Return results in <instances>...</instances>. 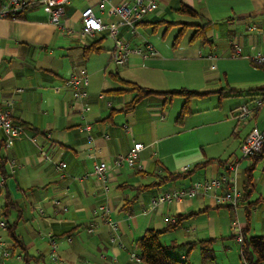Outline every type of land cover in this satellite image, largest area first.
Returning a JSON list of instances; mask_svg holds the SVG:
<instances>
[{"label": "crops", "instance_id": "crops-1", "mask_svg": "<svg viewBox=\"0 0 264 264\" xmlns=\"http://www.w3.org/2000/svg\"><path fill=\"white\" fill-rule=\"evenodd\" d=\"M157 2L159 9L143 17L136 34L138 28L147 30L160 23L182 22L164 19V14L177 11L182 2L198 12L195 21L207 24L209 41L204 44L209 46L208 53L204 56L201 47L188 43L171 46L172 53L166 55L155 47L157 54L148 58L130 54L123 66L131 76L110 73L116 82L117 75L154 91L187 88L180 75L201 73V62L215 59L220 48L222 55L243 59L255 51L264 52V0ZM87 6L104 23L117 20L100 11L97 0H69L58 26L49 22L42 5L25 9L21 18L0 19V107L3 100L12 97V120L28 125L26 137L14 140L11 147L0 148V220L15 221V234L28 254L42 256L46 264H143L131 258L132 253L137 255L135 239L148 228L164 227L165 217L182 214V222L170 230L184 228L182 239L173 237L165 242L159 236L163 245L181 244L170 248V254L190 264H202L200 251L204 246L210 249L215 264H244L233 223L244 229L246 236H264V206L255 205L248 216L245 212L248 203L264 197V164L257 179L253 178L255 163L264 160V152L258 159L247 158L251 163L239 167L238 187L243 192L249 178L251 191L236 208L216 206L211 197L201 194L150 208L151 200L164 191L225 172L226 167L212 162L197 170L203 171L201 177L189 176L179 184L166 183V187L153 186L137 195L130 213L120 210L125 190L133 192L124 188L126 184L142 185L144 176L154 177L160 169L179 171L212 158L223 160L225 165L234 159H222L206 151L192 127L180 128L184 123V119L177 121L180 112L174 120L169 117L165 106L174 95L148 96L131 110L123 111L122 105L133 92L111 90L128 86L109 84L106 90L96 92L107 81L105 77H94L101 69L105 71L110 55L97 68H90L92 55H83L79 13ZM119 29L132 45L143 39L130 35L122 25ZM105 36L108 37L106 31H100L93 38ZM237 45L239 53L235 54ZM71 75L87 78V95L82 99L75 98L63 84ZM18 88L21 91L15 93ZM259 115L260 112L250 119L251 127H264V116L259 121ZM4 137L0 130V140ZM137 142L142 147L135 166H116L114 158L128 153ZM58 162L66 163L63 170L57 168ZM98 162L108 167L106 191L93 173V164ZM8 203L12 205L5 208ZM100 205L109 209L108 218L115 223V230L100 215ZM6 227L0 226V264H25L18 252H8L12 239ZM47 259L51 262L47 263Z\"/></svg>", "mask_w": 264, "mask_h": 264}, {"label": "built area", "instance_id": "built-area-1", "mask_svg": "<svg viewBox=\"0 0 264 264\" xmlns=\"http://www.w3.org/2000/svg\"><path fill=\"white\" fill-rule=\"evenodd\" d=\"M69 0H0V19L13 18L19 15L27 8L42 5L48 14V20L54 25H59L64 14V6ZM100 11H104L107 17H116V21L104 23L96 16L94 9L90 6L84 7L79 13V21L81 23L80 38L85 45H88L94 34L100 31H106L107 36L112 39L113 47L110 51V60L117 65H124L130 54H138L143 58H148L157 54L155 48L145 39H141L140 43L132 46L123 34L120 32V25L124 26L127 33L136 35V24L141 22L143 17L151 12L159 9L157 0H122L118 4H112L111 0H97V6ZM253 29H256L253 27ZM260 33V31H257ZM234 53H239V46H234ZM248 60L254 64L264 66V52L255 51L248 56ZM64 86L71 89L73 96L82 99L87 95L85 86L87 78L85 75H71L63 82ZM21 88L15 90L20 92ZM14 103L12 97L2 101L0 107V130L5 134L4 144L11 147L14 140L20 139L23 129L19 125H15L10 120V109ZM264 107V95L255 99L253 103H244L237 108L236 117L238 121H246L254 117L261 108ZM141 143H134L130 151L126 154L117 155L114 158V164L121 166H134L137 163L138 152L141 149ZM240 150L243 158L253 156L264 152V127L259 129L252 126L245 135L240 144ZM43 155V153H42ZM47 158V157H45ZM240 160L234 159L226 163L225 172L212 176L207 179L194 180L178 189L164 191L159 196L153 198L150 202V208L160 206L163 202L181 200L194 195H206L211 197L215 205H230L236 207L240 201L241 191L238 187V170ZM59 169L65 168V163L56 164ZM93 173L99 179L104 191L107 190L109 181L108 167L104 162L93 164ZM105 215L109 209L104 205L98 207ZM169 222H173V218H169ZM111 228H115V223L107 218ZM233 230L237 236V241H241L240 227L233 223ZM0 226H5V222L0 220ZM1 245V242H0ZM7 255V252H4ZM57 256L53 255L52 259L56 260ZM132 259L140 261L137 255L131 254ZM245 264V263H244Z\"/></svg>", "mask_w": 264, "mask_h": 264}, {"label": "rangeland", "instance_id": "rangeland-1", "mask_svg": "<svg viewBox=\"0 0 264 264\" xmlns=\"http://www.w3.org/2000/svg\"><path fill=\"white\" fill-rule=\"evenodd\" d=\"M164 19L191 23L197 22L189 15L173 10L164 14ZM180 27L181 24L168 25L166 23H160L154 28L147 30L138 28L136 36L138 35L149 42L161 55H166L172 53L171 46L174 41L177 45H188V38L194 27L187 26L185 33L180 34L175 40L174 37L178 34ZM190 44L193 47H201L204 56L208 53L209 46L207 44H201L199 41H193ZM112 45V40L105 36L100 44L102 50L89 54L92 55L89 60L91 62L90 68H97L103 59H107V55H110L109 48ZM216 54L215 59H204L201 62V67L199 66L201 73L180 75L182 81L188 84V89L206 92L205 95L192 97L185 105L186 110L190 111V113L184 117V123L180 128L192 127L194 136L203 144L206 151L213 152L215 156H221L222 159L227 157L238 159L240 160L239 166H243L245 163L250 164L252 160L242 157L240 142L250 130L253 122L250 119L245 122L238 121L236 109L243 103H253L258 98L259 95H249L248 93L250 89H257L264 86V70L251 64L248 59L222 55V48L218 49ZM42 55L46 54L43 53ZM106 63L105 71L103 72L101 69L100 73L96 74L94 78L99 80L101 77H105L107 83L103 89H98L96 92L106 90L109 84L114 87L123 85L113 80L110 73L117 72L120 76H131L125 71V66L117 65L112 60L106 61ZM211 65H214L215 69L212 70L210 68ZM89 70L88 77L91 80ZM205 76L208 78L206 79ZM125 97L127 99L130 98L126 93ZM183 101L184 99L181 95H174L172 100L166 103L165 112L168 111L170 113L169 117L172 120L180 112ZM259 112L258 119L260 121L264 116V108ZM260 123L258 122L257 124L260 126ZM263 164V159L255 163L253 169L254 179H257ZM193 166L194 164L190 167ZM202 175L203 171H197L190 175V178L195 176L201 177ZM154 180L155 177L153 176H144L142 183L148 184ZM184 180L179 179L177 184L182 183ZM163 186L166 187L168 185L165 184ZM126 192L131 194L128 190ZM183 229L167 231L159 236L163 237L162 241L164 240L165 242H169L170 238L173 237L179 238L177 240H180L184 235ZM219 259H223V257L219 256ZM50 262V259H47V263Z\"/></svg>", "mask_w": 264, "mask_h": 264}, {"label": "trees", "instance_id": "trees-1", "mask_svg": "<svg viewBox=\"0 0 264 264\" xmlns=\"http://www.w3.org/2000/svg\"><path fill=\"white\" fill-rule=\"evenodd\" d=\"M177 11L183 14H187L192 18H196L199 16L198 12L194 11L192 8L180 3V7H178ZM21 13H19L20 15ZM19 15H17L15 18H21ZM169 23V22H168ZM171 24H181V27L178 30V34L175 36V40L179 37L180 34L185 33L187 26H194V29L189 37V43L193 41H199L201 44H204V42H208L209 39L206 37V23H191V22H170ZM139 23L136 24V26ZM104 37H100L97 39H94L88 44L83 47V55L86 57L91 52H97L102 50V47L98 46V43L103 39ZM177 44L174 43L172 46H176ZM111 51V50H110ZM254 66H257L259 68H262L264 70V66L254 64L250 62ZM116 79L120 81L123 85L128 86V89H113L111 92H133L132 98H130L128 101L124 102L122 105L123 111H129L131 110L138 102L143 100L144 98L152 95H163L165 98H170L173 95H181L184 99L180 113L177 117V121L181 122L184 117L190 113V111L186 110L185 105L188 103V101L194 97V96H201L205 95L206 92L203 91H197V90H191L187 88H180V89H174L170 91H154L142 86H139L135 84L134 82L128 81L126 79H123L116 75ZM249 95H264V86L257 88V89H250ZM247 103V102H246ZM244 104V103H243ZM264 108V107H263ZM12 109V107H11ZM11 109H10V120L13 124L19 125L23 129V136L26 137V128H28V125L26 123L20 122L15 123L12 120L11 117ZM262 109V108H261ZM260 109V110H261ZM259 110V111H260ZM259 113V112H258ZM257 115V114H256ZM255 115V116H256ZM254 116V117H255ZM253 118V117H252ZM251 119V118H249ZM248 119V120H249ZM21 137V138H22ZM29 138V137H28ZM244 139V138H243ZM31 140H34V138H31ZM4 145V138L3 140H0V148ZM6 147V146H5ZM262 152L255 154L253 156H249L247 158H253L258 159L260 156H262ZM217 162L218 165L224 166V161L219 158H212V159H206L200 163L194 164L193 167L185 168L179 171H168L166 169H160L159 172L154 173L155 174V180L148 183V184H142V185H130L126 184L124 185V188L130 189L133 192L124 193L125 195L122 196V204L120 206V210L125 213H130L132 211V203L134 199L142 193L145 190H149L153 186H162L163 184L169 183V182H176L179 179H186L191 174H193L195 171L201 169L206 164ZM59 163V162H58ZM64 163V162H63ZM66 165V163H65ZM135 166V165H134ZM133 167V166H131ZM58 168V167H57ZM59 169V168H58ZM64 169V168H63ZM59 169V170H63ZM141 170V169H140ZM142 171V170H141ZM140 171V172H141ZM250 179H247V184L243 187V192H241V197L239 203L236 205L238 207L240 204H242V201L244 198L250 193L251 189L249 188ZM12 205L11 203H8L5 208H8V206ZM255 205H263L264 206V197H256L251 203H248L245 206V212L246 215H249L250 209H252ZM101 206V205H100ZM107 207L106 205H104ZM216 206H226L230 208H236L230 205H216ZM100 215L103 217L106 223L108 218L109 211L103 215V211H100L98 209ZM169 218H173V222H169ZM183 215L177 214L174 217H165L166 225L160 229H153L148 228L146 229L138 238L135 239L134 247L137 251V256L140 259V262L143 264H190L189 261L185 258H177L174 255L170 254L169 249L174 246H180L181 244H175V245H163L159 241V235L163 232L170 231L174 228H176L181 222H182ZM109 219V218H108ZM112 221V220H111ZM5 226H7V232L10 235L12 239V244L9 246V253L18 252V254L21 256L25 264H46L42 256H34L29 255L26 251L24 244L21 242V240L18 238V236L15 234V226L16 222L13 221L11 223L7 222L5 223ZM111 227V226H110ZM115 230V228H112ZM88 230L91 231L92 227H88ZM240 236L241 241H237V236L235 235V239L237 243L240 244V253L241 258L245 264H264V236L260 235H251L246 236V233L244 229H240ZM114 239V238H112ZM200 256L202 258V264H215L214 258L211 255L210 249H207L206 247H201Z\"/></svg>", "mask_w": 264, "mask_h": 264}]
</instances>
